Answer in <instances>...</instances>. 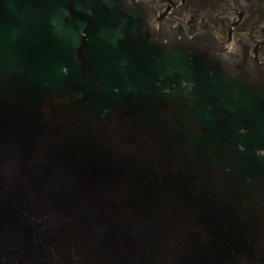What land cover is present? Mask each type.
I'll return each mask as SVG.
<instances>
[{
  "label": "water",
  "instance_id": "1",
  "mask_svg": "<svg viewBox=\"0 0 264 264\" xmlns=\"http://www.w3.org/2000/svg\"><path fill=\"white\" fill-rule=\"evenodd\" d=\"M0 264H264V63L136 0H0Z\"/></svg>",
  "mask_w": 264,
  "mask_h": 264
},
{
  "label": "flooded vegetation",
  "instance_id": "2",
  "mask_svg": "<svg viewBox=\"0 0 264 264\" xmlns=\"http://www.w3.org/2000/svg\"><path fill=\"white\" fill-rule=\"evenodd\" d=\"M190 35L235 40L264 63V0H136Z\"/></svg>",
  "mask_w": 264,
  "mask_h": 264
}]
</instances>
